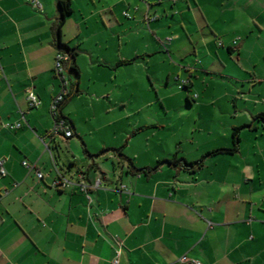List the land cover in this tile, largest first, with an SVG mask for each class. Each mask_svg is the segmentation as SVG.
I'll return each mask as SVG.
<instances>
[{"label":"crops","instance_id":"crops-1","mask_svg":"<svg viewBox=\"0 0 264 264\" xmlns=\"http://www.w3.org/2000/svg\"><path fill=\"white\" fill-rule=\"evenodd\" d=\"M81 2L59 32L58 0H0V264H264V0H89L77 15ZM60 42L77 51L60 110L71 138L51 134ZM182 81L180 103L160 99L164 122L108 144L116 120L96 104L137 107L139 86ZM236 127L238 150L209 154ZM59 175L72 185L53 187Z\"/></svg>","mask_w":264,"mask_h":264},{"label":"rangeland","instance_id":"rangeland-1","mask_svg":"<svg viewBox=\"0 0 264 264\" xmlns=\"http://www.w3.org/2000/svg\"><path fill=\"white\" fill-rule=\"evenodd\" d=\"M81 1V0H79ZM79 5L76 4L74 6V10H76V14H79V10L83 5H91L89 3V0H82ZM75 14V15H76ZM74 15V16H75ZM73 16V18H74ZM71 17V16H70ZM76 18L72 20V22L65 25V29L71 33L72 36H75L77 34L76 29ZM94 41L89 42V45H93ZM86 70V69H85ZM83 82L84 84L91 85V77L92 72L85 71ZM185 87H182L180 85V82L175 83L174 85L167 86L165 89L160 88L158 85L152 86L149 85L148 87L146 85L139 86L138 89V99H137V107H134V104L128 103V105H124L123 103L119 102H111L108 106L109 109L107 110L105 106H100L96 104L94 111H96L100 115V121L101 118L103 121L101 123H106L107 121L116 120V123H114V126L104 128L106 129V132L109 133V136L107 137L108 144H118L121 142V139L123 136H126V132L129 131L130 124H134V122H138L141 124L147 123L150 124L151 122H164L166 110L161 102L162 97H168L170 95H174V99H176V103H180L183 100V96L181 93H183ZM127 91H122V94L120 96L121 100H125L127 98ZM180 92V93H179ZM172 96L168 98H173ZM185 99V98H184ZM147 103V106H141V104ZM186 101V99H185ZM74 112L82 113V107L81 103L80 105L78 102H75L73 104ZM184 112V111H183ZM194 113V112H192ZM149 117V119H147ZM152 120V121H150ZM132 130V129H131ZM128 138V135H127ZM124 140V139H123ZM138 141V140H137ZM124 142V141H123ZM142 141H138L137 144L141 143ZM156 144H160L159 141ZM157 146V145H156Z\"/></svg>","mask_w":264,"mask_h":264},{"label":"built area","instance_id":"built-area-1","mask_svg":"<svg viewBox=\"0 0 264 264\" xmlns=\"http://www.w3.org/2000/svg\"><path fill=\"white\" fill-rule=\"evenodd\" d=\"M32 6H34L37 10H41L43 8L42 0H27ZM128 16V13H126ZM238 41L234 42V45H237ZM70 66H71V56L65 51H59L55 57V65H54V75L55 78L60 83V91L54 97L51 105H50V113L54 119V126L51 130L52 135H63L66 138L73 137V131L70 127V124L61 116L60 110L66 100L69 98L71 94V89L69 88L70 84ZM187 81H182L181 86L185 87L187 85ZM28 102L30 108H35L40 105L39 98L32 92H29ZM22 125L17 123L15 125H10L9 128L11 130L19 129ZM4 161L0 160V175L2 177L7 176V171L4 168ZM23 166L29 171H35L38 180L44 179L45 175L40 170L36 168L35 165L30 164L28 161L23 162ZM72 183L62 175H59L56 180L53 181L52 186L60 189L67 188ZM79 188L88 193L90 189H99L101 186V179H97L92 185H87L82 182H78ZM182 262H188L187 257H183L181 259ZM115 263H118V259L115 260ZM196 264H200V262H196Z\"/></svg>","mask_w":264,"mask_h":264},{"label":"trees","instance_id":"trees-1","mask_svg":"<svg viewBox=\"0 0 264 264\" xmlns=\"http://www.w3.org/2000/svg\"><path fill=\"white\" fill-rule=\"evenodd\" d=\"M58 6H59V12H60V17H59V21H58V30H59V32H61V28L64 25L67 16L70 15L73 12L72 0H58ZM59 44H60L61 48L62 47L66 48V49L62 48V51L67 52L71 56V66H70V69H69L70 72H74L75 74L79 75V70H78L76 64L72 63L73 59L77 55V51L75 49H72V48L68 47V46H64L61 42ZM133 61H135V59L130 60V61H121L119 63V65L129 64V63H131ZM185 88H186V86H185ZM259 117L264 120V114L260 115ZM64 119L70 124V121H68V119H66V118H64ZM248 126H250V125H248ZM240 129L241 128L236 127L233 130V133H232V136H233V147L232 148L219 149V150L213 151V152H211L209 154L234 153V152H236L238 150V144H239V141H240V137H239ZM139 130H141V129H139ZM103 152H105V151H103ZM167 161L170 162V163H175L178 160L175 159V160H167ZM202 162H203V159L198 161V162H195V163H187L186 162V165L200 167V166H202ZM157 166L155 168H157Z\"/></svg>","mask_w":264,"mask_h":264}]
</instances>
